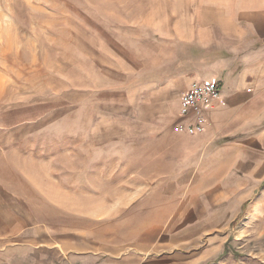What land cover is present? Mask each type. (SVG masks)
<instances>
[{
    "label": "rangeland",
    "instance_id": "rangeland-1",
    "mask_svg": "<svg viewBox=\"0 0 264 264\" xmlns=\"http://www.w3.org/2000/svg\"><path fill=\"white\" fill-rule=\"evenodd\" d=\"M240 31L262 38L264 0H0V215L73 264H264V172L206 201L161 177L127 100L106 102L172 66L177 39L231 48ZM241 142L264 164V139Z\"/></svg>",
    "mask_w": 264,
    "mask_h": 264
},
{
    "label": "crops",
    "instance_id": "crops-1",
    "mask_svg": "<svg viewBox=\"0 0 264 264\" xmlns=\"http://www.w3.org/2000/svg\"><path fill=\"white\" fill-rule=\"evenodd\" d=\"M240 34L244 39L231 48L216 41L179 38L178 51L167 61L172 66L151 60L138 85L106 100L110 106L120 104L119 97L127 100L122 104L133 109L134 122L143 127L138 135L160 141L159 149L144 152L152 157L150 162L159 173H166L161 176L164 180L176 174L175 187L186 192L191 188L195 196H204L209 202L212 198L213 203L231 202L233 189L249 185V176L234 177L236 169L264 172V164L239 158L249 154L240 150L241 141L264 139V35L258 33L262 38L254 42L245 40L248 31ZM201 79L217 81L219 98L209 104L200 132L179 131L177 125L195 123L193 116H180V97L192 82ZM226 149L232 150L226 153ZM47 241L36 228L23 226L14 214L0 215V264H73L66 250L59 247L58 252L54 239L49 236Z\"/></svg>",
    "mask_w": 264,
    "mask_h": 264
},
{
    "label": "built area",
    "instance_id": "built-area-1",
    "mask_svg": "<svg viewBox=\"0 0 264 264\" xmlns=\"http://www.w3.org/2000/svg\"><path fill=\"white\" fill-rule=\"evenodd\" d=\"M219 86L215 79L196 80L180 97L179 114L182 117L193 116L195 123L188 126L179 124L176 129L190 134L200 132L206 122V111L209 104L219 98Z\"/></svg>",
    "mask_w": 264,
    "mask_h": 264
}]
</instances>
